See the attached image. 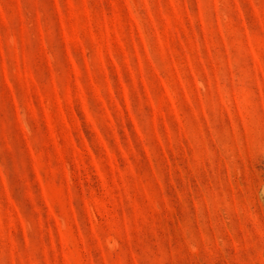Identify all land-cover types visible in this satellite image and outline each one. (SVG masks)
I'll use <instances>...</instances> for the list:
<instances>
[{
  "label": "rangeland",
  "instance_id": "1",
  "mask_svg": "<svg viewBox=\"0 0 264 264\" xmlns=\"http://www.w3.org/2000/svg\"><path fill=\"white\" fill-rule=\"evenodd\" d=\"M0 264H264V0H0Z\"/></svg>",
  "mask_w": 264,
  "mask_h": 264
}]
</instances>
